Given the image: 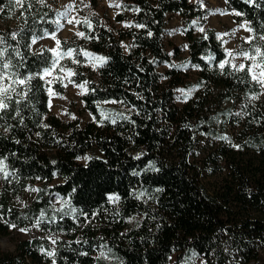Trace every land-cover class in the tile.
I'll return each mask as SVG.
<instances>
[{"label": "trees", "instance_id": "trees-1", "mask_svg": "<svg viewBox=\"0 0 264 264\" xmlns=\"http://www.w3.org/2000/svg\"><path fill=\"white\" fill-rule=\"evenodd\" d=\"M11 4L0 0V20ZM119 5L114 20L130 26L113 31L87 17L93 28L81 22L79 29L95 39H60L63 50L76 48L107 58L93 76L83 65L88 58L82 52L77 57V73L90 72L75 80L88 81L81 99L92 119L61 121L50 112L43 82L37 79L23 125L9 116L8 123L17 126L9 132L0 128V157H8L6 163L19 177L18 182L10 177L11 183L0 179V212L17 227L32 225L42 209L47 217L57 218L56 223L42 224L37 236L17 239L12 250L0 249V264L51 263L41 247L57 249L56 264H185L186 258L190 264H198L195 258L201 259L199 264H264V101H248L258 86L244 73L229 75V69L222 73L217 67L225 51L213 29L194 32V25H203L207 15L197 4L124 0ZM225 6L237 19L248 21L255 33H264V3L254 7L244 0H225ZM168 13L181 18L188 55L166 69L162 80L156 66L180 54V47L171 43L170 55L162 41ZM16 18L13 26H0V35L26 57L22 72H38L51 54L43 49L41 56L28 45L33 34L56 31L54 12L37 0H25ZM140 24L145 27H137ZM13 32L19 33L16 39ZM122 40L129 41L127 51ZM185 65L196 69L194 76L184 75ZM177 86L190 91L181 106L174 101ZM53 87L61 94L59 84ZM111 100L126 103H104ZM126 105H135L139 114L128 112ZM241 111L246 114L236 115ZM118 113L135 123L117 118ZM85 156L91 159H77ZM153 164L159 171L152 170ZM214 175L221 176L220 182L205 188L202 178ZM24 192L26 202L16 204ZM140 192L145 195L137 198ZM114 194L120 197L117 204L108 200ZM54 195L69 200L77 212L61 220V213L49 206ZM9 231L0 222V236ZM51 232L59 234L56 245L45 237ZM101 244L111 249L107 260L96 259Z\"/></svg>", "mask_w": 264, "mask_h": 264}, {"label": "snow or ice", "instance_id": "snow-or-ice-1", "mask_svg": "<svg viewBox=\"0 0 264 264\" xmlns=\"http://www.w3.org/2000/svg\"><path fill=\"white\" fill-rule=\"evenodd\" d=\"M40 3H44V0H39ZM227 2V0H226ZM246 4H250L254 7H259L261 3H264V0H244ZM14 3L17 7L23 8L25 4V0H14ZM81 3L83 4V0H81ZM197 3L200 5L201 9L205 8L204 0H197ZM31 5L29 4V7ZM109 6H115V7H121L119 4L113 5V3H109ZM84 7H89L88 4H84ZM126 7V6H125ZM75 10V0H73L72 3H69L64 7L63 11H60L58 13V16L61 18H67L68 24H80L83 22L85 25H87L88 29L93 28V24L91 20H89L87 17L83 18V21L80 19H76V17H69V14ZM133 11H139V9H132ZM0 11H3V9H0ZM119 14V13H117ZM210 15L213 14H220L225 15L228 13L220 12L219 9L212 10L209 12ZM237 16L243 15V13L235 12L234 13ZM207 19V17H205ZM53 23L57 24L58 28H62L63 25L60 24V20L57 19L53 21ZM196 21H193V24H195ZM130 26V25H125ZM137 27H145V25L140 24L137 25ZM240 28H243L245 31L249 33H254L252 35H249L247 37H244V43L248 44V48H240V49H225L226 53V59L221 60L218 62L217 67L221 70L223 73L224 70L227 68L229 69L228 74L234 75L237 73H244L245 76L248 77L249 82L257 85L259 87V91H253L248 95V101H257L260 99L261 96H264V33H255V30L249 27V22L245 21L243 24L239 26ZM200 32H205L204 28H199ZM76 36L82 38V39H95L96 37L90 36L86 34L85 32L77 31ZM231 34H234L231 33ZM230 33H223V34H217V38L221 39L222 36L231 35ZM12 39H16L17 35L19 33L13 32ZM151 35V33H149ZM45 37L51 38L55 41V47L47 49V51L51 54L50 58L47 62V66L43 67L38 72H29V71H21L22 68L26 66L27 60L26 57L20 52L18 48H11V45L6 44L5 37L3 35H0V121L3 123H0V128H3L4 132L11 131L14 127L17 125H13L8 123L7 117H11L12 120L18 119V124L23 125L24 122V115L23 111L24 108L29 107L32 104L31 94L34 92V89L37 87L33 84V81L39 79L43 82V86L45 89V92L47 93L49 97V107H51V100L53 97L60 96V93L55 90L53 87L54 84H59L61 87L67 88L69 84H74L77 88H79L81 91L78 93L79 95H84L87 93L88 89L86 85L88 84V81H83L82 83L77 84L75 80H73V77L78 76L79 73H77L73 68H69L61 63V61L65 58H71V62L73 64L79 65L81 61L77 58L81 55V52L84 57L88 58L89 63L91 66L95 68L103 67L106 62L107 58L105 57H98L93 53L84 51V50H78L76 48H67L64 50H61V41L57 39L56 32H48V30H44L43 34L40 36H37L35 34L31 37V43L28 45V48L31 49L32 44H36L38 40L43 39ZM207 39V36L204 37ZM227 43V41H225ZM127 47V46H125ZM185 47H187L185 45ZM11 48V51L9 49ZM41 56L44 54V50L42 49L39 53ZM209 59H215V57H210ZM16 61L15 63L13 61ZM248 61L249 63L245 64L243 62L237 63L236 61ZM243 82V80H241ZM92 91H95V89H92ZM185 94V98L190 95V91L185 93L183 89L178 90ZM136 95L143 99L142 96H139L138 93ZM63 98V97H61ZM104 103H121L125 104V101H117V100H111V101H104ZM127 107L128 112H136V114H139V110L136 109L135 105H131L130 107ZM246 108L247 105H244ZM67 114V113H64ZM243 111L236 113V115H245ZM73 119L76 117L73 116ZM105 119H111L112 123H116V118H111L107 115L104 116ZM117 118L129 120L131 123H135V121L131 120L129 116L124 115V113H118ZM95 119V117H93ZM42 127H48V125H40ZM37 136H39V133H36ZM221 139H227V137H221ZM16 143H19V141H16ZM235 147H239L238 145H234ZM140 156H137L136 159H139ZM77 159H84L88 160L91 159V157H77ZM8 160L7 156L0 157V179L6 180L9 183H11L10 177L12 179H15L17 182L19 181V177L16 176V171L14 169H10L9 165L6 163ZM152 170L159 171L158 168L155 167V165H151ZM133 175H138V173H133ZM37 179H40V177H37ZM25 191H31V192H39L41 189L37 188H25ZM156 191H162V189L157 188ZM137 198L142 197L145 195L144 192H140L138 194H135ZM109 202L113 204H117L120 201L119 195H109L108 196ZM17 201H19V197H17ZM56 203H60L61 207L56 208ZM26 207V205H24ZM49 206L52 208L54 213H61L60 219L62 220L64 216H67L69 214H75L77 212V209L71 206L70 201L67 199H64L62 197L57 196V199L55 202L50 201ZM3 206L0 205V209H2ZM65 208H67V211H65ZM8 213L10 214L12 212V209L9 208ZM118 214V213H117ZM80 215H83L85 220L88 222H91L88 218V214L84 213L82 210L80 211ZM97 213H93L92 216L95 217ZM27 219L28 217L25 215L24 217ZM74 219H76V216H73ZM0 222H3L8 225L10 229H17V225L15 223H10L4 216L2 212H0ZM57 218L55 215L52 217H47V214L45 210H41L39 217L35 219L34 223L32 224V227H35L37 229H40L41 225L44 223H56ZM22 233H27L30 231L28 227L19 228L18 229ZM51 231V230H49ZM44 238V237H42ZM52 245H56L59 240V234L56 232H51L49 236L46 237ZM76 243H80L79 240L76 241ZM84 243H87V241H84ZM99 255L96 257L97 260L109 259L108 253L111 252L110 248H107L106 244H101L99 246ZM107 249V251H105ZM40 251L46 255L47 257L52 259V264H56V256H57V249L52 248L51 250L44 249L41 247ZM81 255L87 256V252H82ZM196 254L193 253V257H195ZM185 264H190V258H186Z\"/></svg>", "mask_w": 264, "mask_h": 264}, {"label": "rangeland", "instance_id": "rangeland-1", "mask_svg": "<svg viewBox=\"0 0 264 264\" xmlns=\"http://www.w3.org/2000/svg\"><path fill=\"white\" fill-rule=\"evenodd\" d=\"M39 2V0H37ZM124 0H96V5L91 4V0H83V4L81 3V0H75V10L72 11L69 14L68 18L76 17V19H83L84 17H95L99 19L100 22H102L107 28L112 29L115 31L117 28L122 27L125 25L124 22H116L114 20V15L118 11V7L109 6V3L120 4ZM192 3L197 4L199 7L200 5L197 3V0H189ZM73 0H44V3L39 4L44 7H48L54 12L55 20L59 19L60 24L63 25L62 28H58L56 24V36L57 39H70L73 37L79 38L76 36V32L80 31L79 24H68L67 18H61L58 16V13L60 11L64 10V7L68 5L69 3H72ZM84 4H88L89 7H84ZM205 8L204 10L207 11V19H205L203 25L197 26L194 25V32L195 33H201L199 31V28H211L215 31L216 35L223 34V33H233L231 35L222 36L221 39H219L222 42L223 49H240V48H248L249 45L244 43V37H247L249 35H252V33H249L245 31L243 28H240L239 26L243 24L246 20L244 19H237L232 12H230L226 6H225V0H204ZM201 8V7H200ZM20 9V7H17L14 3V0H12L11 7L8 10V15L4 20H0V26H4V24L8 23L9 25L13 26L16 23V12ZM219 9L220 12L228 13L225 15L220 14H213L210 15L209 12L212 10ZM250 27V26H249ZM182 22L181 18L177 13H168L166 15V27L165 31L163 33V44L165 49L168 51L170 55H172V46L171 43L174 45H177L180 47V54L178 57H172L171 62H163L156 66V69L158 73L161 74V79L164 80V72L166 69L170 68L172 64H175L176 61L179 59H184L188 55V49L185 47L187 46V41L184 38L183 32H182ZM227 41V43H225ZM31 43V41H30ZM121 46L124 51H127L129 46L128 40H122ZM127 46V47H125ZM55 47V41L51 38L45 37L43 39H40L37 41L36 44H32L31 50L34 52H40L42 49H49ZM63 50V49H61ZM226 53L225 58L226 59ZM237 63L243 62L245 64L249 63L248 61H240L237 60ZM61 63L69 68H73L76 72L77 69H79L80 65L73 64L71 62V58H65L61 61ZM85 66H89L90 69L93 71V76H96L95 69L91 66L89 63V60H87L85 63H83ZM188 66L185 65L183 67V70L188 77H192L195 74L196 69L193 68H187ZM84 69V68H83ZM183 72V73H184ZM79 75H85L88 77L90 75V72H86V70H80ZM92 75V74H91ZM77 77V76H75ZM75 77H73V80H75ZM85 81V80H84ZM77 84L82 83L77 82ZM87 87V86H86ZM62 92L60 96L53 97L51 100V107H49V97H48V108L52 114L57 116L61 121H76L79 123L86 122L88 120H91V115L84 110L83 107V101L81 99L82 95H79L78 93L81 91L79 88H77L74 84H69L67 88L61 87ZM183 89L185 93L189 92L188 90H185L182 86H177L174 89V101L176 105L181 106L185 100V94L182 93L181 90ZM259 87L257 92L259 91ZM63 97V98H61ZM257 101H264V96H261L259 100ZM67 113V114H64ZM75 116L76 118L73 119L72 117ZM229 134H234V129H228ZM202 148V146H200ZM200 148L198 151H200ZM221 176L214 175V176H207L205 178H202V182L204 184L205 188L211 189L212 185L218 184L220 182ZM1 187V182H0ZM58 195L52 196V201L55 202ZM17 197H19V201H17ZM15 199L16 204L22 205L26 202L28 198V192H24L21 195H18ZM58 204V203H56ZM30 229L27 233H22L18 229L24 228V227H17V229H10L9 233L4 236H0V249L2 250H12L14 248L15 241L17 239H30L34 236H37L40 234L39 229L32 227V225L26 226ZM45 236V235H44ZM49 236V235H48ZM47 237V236H45ZM49 243H51L49 241ZM51 250V248H50ZM195 262L198 264L201 263V259L195 258ZM48 264H52L48 263Z\"/></svg>", "mask_w": 264, "mask_h": 264}]
</instances>
